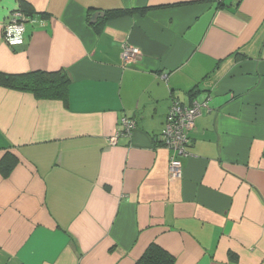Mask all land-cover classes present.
Instances as JSON below:
<instances>
[{
  "label": "crops",
  "instance_id": "0c3cea01",
  "mask_svg": "<svg viewBox=\"0 0 264 264\" xmlns=\"http://www.w3.org/2000/svg\"><path fill=\"white\" fill-rule=\"evenodd\" d=\"M0 72L69 80L63 98L0 86V264H136L151 244L264 264V0H0ZM175 101L206 106L172 182ZM123 118L137 127L111 145Z\"/></svg>",
  "mask_w": 264,
  "mask_h": 264
},
{
  "label": "built area",
  "instance_id": "2783aa9c",
  "mask_svg": "<svg viewBox=\"0 0 264 264\" xmlns=\"http://www.w3.org/2000/svg\"><path fill=\"white\" fill-rule=\"evenodd\" d=\"M240 2L242 0H236ZM27 15L22 9L14 11L9 21L3 29L4 40L13 47H21L25 42ZM125 60L133 61L140 55L138 48L125 45ZM206 105L195 101L191 106H185L175 101L170 108L167 124L158 137L159 143L172 152L169 161V179L174 182L181 180L184 176V168L181 159L190 156L188 148L190 145L189 133L194 127L196 118L203 114V109ZM137 127V122L134 118H123L121 129L116 136L110 138L109 143L115 145L118 137L121 134L132 136Z\"/></svg>",
  "mask_w": 264,
  "mask_h": 264
},
{
  "label": "trees",
  "instance_id": "16d2710c",
  "mask_svg": "<svg viewBox=\"0 0 264 264\" xmlns=\"http://www.w3.org/2000/svg\"><path fill=\"white\" fill-rule=\"evenodd\" d=\"M142 12L144 10H141ZM140 11V12H141ZM138 11L118 10L108 12V17L125 16ZM69 80L64 73L34 72L22 75H7L0 72V86L33 93L37 97L60 98L65 96ZM12 170L8 165L5 175ZM136 264H174V258L157 244H151Z\"/></svg>",
  "mask_w": 264,
  "mask_h": 264
},
{
  "label": "water",
  "instance_id": "95a60500",
  "mask_svg": "<svg viewBox=\"0 0 264 264\" xmlns=\"http://www.w3.org/2000/svg\"><path fill=\"white\" fill-rule=\"evenodd\" d=\"M99 17H103V13L99 12L96 15L93 16L94 19H98Z\"/></svg>",
  "mask_w": 264,
  "mask_h": 264
}]
</instances>
